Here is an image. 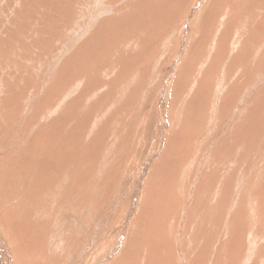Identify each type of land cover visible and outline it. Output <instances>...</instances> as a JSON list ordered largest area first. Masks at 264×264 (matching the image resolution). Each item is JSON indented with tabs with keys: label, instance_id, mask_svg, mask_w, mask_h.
<instances>
[{
	"label": "rangeland",
	"instance_id": "374dc122",
	"mask_svg": "<svg viewBox=\"0 0 264 264\" xmlns=\"http://www.w3.org/2000/svg\"><path fill=\"white\" fill-rule=\"evenodd\" d=\"M29 1L33 2V5L30 9L35 13V16L32 21L25 20L26 34L29 37L33 38L34 40H35V35H34L35 31H37L40 34L41 40L44 38L45 35H47V38L50 39L52 35L54 21L58 22L57 24L59 25L61 22L66 21V17H70L71 18L69 20L70 26H75L80 22L83 25V27H86L85 21H91L89 15H86L87 18L84 17L82 18L81 21L79 19V15L77 16L76 13L79 8L78 5L80 3V0H29ZM156 1L157 4H159L160 2L167 0H116L113 4L110 5L108 3H103L104 4L103 16H100L99 21L95 23L94 27L90 29L89 33L85 34L86 32L85 33L80 32V37L78 38V40L74 42L75 44L71 48H69L65 53L64 51L61 50L63 48V43L61 45L58 44L59 36L61 32L64 31V29L63 27L58 29V31L55 34L57 35L56 39L52 42V45L58 44L54 46L53 52H55L54 54L58 53L61 54V56H63V59L61 58L62 61L59 64H58V60L52 61V55L51 57H49L47 55L44 56L43 54L41 58L42 59L45 58L44 60L46 61L36 60L30 65L31 71L28 74L30 78L29 81H31L32 83L34 81H37V87L30 94L32 97H35L32 103V107L30 111H28L24 116L20 118V121L31 123L40 120V125L43 127L44 130H47L49 132L52 131L56 135L54 140L51 141L53 143L51 144L50 148H47L46 151H37V147H35L32 144L31 140H29L32 138V130L30 124H28L24 128V130L21 131L22 133H24V135L22 136L23 143L26 144L32 151L36 152L39 156H43L44 152H47L48 154L52 152V150H59L60 152L55 155L54 159L64 154L70 156L71 153L74 155V156H70L71 159H74L75 156L82 159H80V162L74 165L68 158H66V156L61 157V159L66 158L61 162L64 166V168H62V171L64 172L63 175L66 176L65 178L69 176L68 177L69 179L65 182V188H66L65 194H63V196L58 201L54 202L52 196L54 195L55 191H57V189L55 190V187H53L48 189L49 194H52L48 197V199H46L45 197H40L34 202V204L38 206L48 205L45 208L47 210V213L45 212L46 217L45 214L42 216V213L36 212V219L31 221L33 227H38L39 225L36 224L39 223L40 225L42 223H44V225L46 223L49 224V225L46 224V229H49V233L46 234L44 238H40V236L39 237L37 236L38 234H41L45 229L43 231L34 229L32 232L29 231V233L27 232L25 233V231L22 232V230L24 229L23 227L22 230L19 231L18 230L9 231L10 230L9 226L8 225L3 226L0 222V229H1L0 237L1 239L3 237L4 238L6 237L5 240L2 241L3 249L0 245V262H3L4 264H10V263L29 264L30 262H40L41 264H48L50 260L53 259L56 255L52 249L46 247L47 241L49 242L51 237H53V239L55 240H58L59 242L61 239L67 240L68 237H71L70 231L66 233L62 231L63 225L69 223L70 227L72 228V231H78L80 233L81 235L80 240L83 241V245L85 241L90 237L95 242L94 246L90 248V250L92 251L90 255H87L85 262L81 261L79 264H113L117 259L120 260V264H132V262L133 264L139 263L138 262L139 256L140 257L144 256L143 250L147 246H150V244L147 246H143V240L147 238V236L151 232L152 234L155 232L154 233L155 236L151 237L152 238L151 240H153V246L156 245L157 247L156 246L155 247L158 250H160V248L163 247L165 250L170 251L169 253L165 252L164 254H160L158 251H154V252L151 251V253L149 251L151 255H155L152 253H156V255L159 254L160 257L165 258L164 255L172 254L173 252L176 255L172 257L173 259L171 258L172 261L170 262V264H177L176 258L178 259L180 264H190V260L194 258L195 254L193 253L191 243L188 242L189 233H191L192 231L193 233H195L197 231V233L200 235L201 234L204 235L206 232H207L206 234H208L210 233L208 230L210 226L206 225V228L200 227L201 229L200 230L201 233H200V231H198L197 229V222H195L197 221V217L196 216L193 217L194 213H192L193 218L191 221L190 220L191 218L186 214V209L185 207H183V204L180 207H178V214L172 212L173 208L171 207V205L172 204L176 205V203L181 202L183 198L188 202L191 201L192 199L194 202L196 201V199L200 200L201 198H203L204 197L203 194L207 192L206 189L208 185L207 183L210 182L209 179H211V176H214L217 173L219 175V178L222 179V181L220 180L221 183L218 184V188L217 186L212 185V189L215 191L218 197H215L213 195L214 197H212L211 199L209 198L210 199L209 200L207 199L209 195H207L206 196L207 200H205L206 202L204 201L205 198L203 199V201L200 202L201 205L204 207L203 213H205V217L206 214H212L213 212H214L213 214L218 213L220 211L229 212L230 210L229 207H231V204L233 203L234 200L233 197L236 198L235 199L236 201L241 197L244 198L243 196L248 192L246 188L247 186L251 187L253 191L258 192V189L255 186L260 182V180L264 179V150L263 151L261 150V148H264V133H261L262 135L261 137L263 138H261L260 140L258 139L256 140V145L253 143L252 150H248L246 148L250 154H248L245 158H243L242 161H240V159H236V160L234 159V161L237 164H242L244 160L248 159L249 163L247 165L252 167V169L254 170V171H249L251 173L248 174V177H246V179H242L241 182L242 187L238 195L235 192V189H233L234 192H232L233 190L226 189L229 188L231 184L226 185V183L223 181L225 180V178L223 179L221 177V174L223 173H226L225 175L229 173L232 174L231 170L225 169L224 165L219 164L214 156H213V162L210 161L208 165L204 164L201 161H198L197 159L195 161L193 157H191V162H190L191 165L184 168L183 166L186 157L185 154L183 153L185 152L183 146H181L179 143L181 134L179 135V137H177L176 134L175 140L173 137L174 129L182 126L185 121H188L192 126L194 125V123H196L193 127V130L195 132H200L201 131L200 127H202L204 124L205 126L208 125L207 122L208 115L204 112L203 104L205 103V101L211 103V100L207 95H210L209 92L211 93L214 90V79L212 72H209L202 79L203 81L208 82L207 89H204L202 92H198L197 94L195 91L191 101L188 102L189 107H187L186 110L183 109L180 111L177 109V107L179 106V103L181 102V99L183 97L182 93L188 90V88L191 85L192 79L196 74V71L200 67L202 59L205 56V54H203V51H206L207 46L210 44L211 40L215 36L214 28L220 22L219 18L222 14L221 11L222 8L223 9L225 8L224 3L226 4L227 0H193V1L175 0V3H178L176 9L165 10V13L162 11L158 14L154 10L156 6ZM190 1L192 2L190 8L188 9V4ZM254 1H259V0H253V2ZM55 2L56 5L58 6L57 12L54 11ZM40 5L45 6V9L42 10L40 8ZM142 5L144 7H149L150 9L153 6L154 7L153 10L155 13L154 15L156 18L155 20L159 21L160 24L163 23L164 25L160 27L161 32H156L154 38L144 37L145 39H149V41L147 40L149 42V46L147 48L143 47L140 50L139 45L136 44L141 32V28L139 26L140 24L139 20L140 18H142V15H144V13L142 12H144L145 10H149L148 8H142ZM0 7H1L0 24L2 25L0 26V38H2L4 31L3 27L5 25L4 24L5 12L8 11L9 13L10 8H8V4L5 6L0 5ZM159 8L162 9L163 7L159 6ZM17 11H19V9ZM64 12L66 13V16L62 14ZM183 16H186V18L183 22L184 24L183 29H180L179 25L181 22V18ZM224 16L226 18V15ZM73 18L74 21L77 19L76 23H72ZM11 20L14 23V19ZM237 22L238 24L234 26L231 23H229V21H227L226 27L221 28L222 36L220 35L221 36L220 38H222V41L219 40L218 43L221 44V42H223L225 43V45H219V44L217 45L218 49L215 50V53L217 54L216 58H219L218 55L223 50H226V53L230 52L232 48L231 42L232 39H234V37L236 36V34L239 35L241 40L243 38L242 46L244 47L245 51H249L248 47L246 46V40L248 44L251 45V47H256L259 44L263 43V38L261 36V33H259L260 32L259 28L263 27L264 24L263 21L260 22L251 21L249 22L250 25H246L245 24L246 21L242 23L240 21ZM17 23L18 20L15 19V24ZM144 23H142V25ZM257 25H259L260 27H256ZM146 26L148 29H151L150 22L147 23ZM21 27L23 28V26ZM201 29L203 31H201ZM96 30L98 32H96ZM171 30L176 31L175 33L176 35L174 34L175 37L172 36L173 37V38L171 37L172 39L166 38L165 41L164 36H166ZM110 31L113 33V35L109 40L108 38ZM93 33L96 34V36L94 37L91 36ZM179 36L182 37L179 39ZM170 40H171V45L169 46L168 44ZM102 42L104 44L105 43L107 44L108 42L110 49L112 48V50H110L109 52H104L107 57L104 63L111 61L112 58H114V56L116 55L114 49H120L121 51L127 52L128 55H126V58L132 60L133 63L132 64L130 63L131 65L129 64L130 68L128 69L127 73H125L124 75L122 74V77L125 76L123 80L126 79L127 80L131 79V80L129 81L126 80L127 82L125 86L126 88H128V89L125 88L126 90L118 89L122 87L121 85L117 87L116 84L113 85L114 83L110 84L114 88L112 90L114 92V98L119 96L122 99H125V100H121L122 101L121 102L120 101L121 98H119L120 101L119 106H117L116 108H111L108 102L109 97L108 96L105 97V95H102L103 98L101 97L97 99L96 102H92V103L90 102L88 105L89 107H87L88 110L86 109L85 111V115L81 116L84 119V127H86L85 128L86 130L83 129L84 128L83 126L81 128L82 125L81 122L77 121L78 127H80V129L83 132H89V131L90 133L92 132L91 135H89V133H86L82 139L83 141H85L86 136L88 137V135L89 137H92L90 142V144L91 143L92 144L91 145L89 144L90 147H88V149L85 148L84 150L87 149V151L90 152L94 148L95 152L91 158H88L84 152L77 150L78 147L76 140L79 139V133L77 126H74L76 124L73 123L71 124V129L73 131L70 130L68 137L65 138V140L57 141V139L60 140L61 137L59 135V131H57L59 130L58 123H60V120H57V115H55L56 117L52 115L53 120H50L49 118H45L41 120L40 115L38 117L36 116H37V110L41 105L40 103L41 99L45 98L50 88V86H48V82L51 81L53 78H55V80L59 79L60 76L59 73L61 72L62 68L70 61L77 59L75 58V53L77 51L80 53L79 54L80 57L79 56L78 57L81 59L82 67L91 70L92 66H90V62L88 61L90 60L89 54H91L92 51L91 49L95 45L98 44V47H100V44ZM91 44H94V46ZM25 45L27 46V49H29L26 50V53H29L30 50H33L34 48L31 49V47L35 46V44L31 41H29V43L27 42ZM22 46H23V39L19 38L18 43L14 48V51ZM81 46H83L84 48L83 47L81 48ZM222 46H225V48H220ZM83 50L84 53L86 54L83 53L81 55ZM0 51H1L0 54L4 55L5 52L4 48H1ZM133 51L135 52L133 53ZM20 53L22 54V52ZM99 53L101 54L102 52ZM262 54L263 51L259 53L257 52L255 54V59L252 63L253 69L264 70V59L261 58ZM26 58L29 59L27 55L25 56L24 59ZM123 63L124 62L121 63V66ZM162 63L165 66V72L161 71ZM88 65L90 68L88 67ZM107 69L108 67L105 68L100 67L99 69H96V71L95 68L92 70L95 71V73H98L100 77L102 78L105 77L106 79L104 78V81H106L107 84L110 83L108 81L119 79V77L115 78L114 77L115 75H112V71ZM0 75H1L0 76V90H1V83L4 80V76H2L3 74L1 72ZM5 75L7 77H10V73ZM153 75H155V77H153ZM19 77L28 78L27 74L17 75L16 79ZM254 77L256 79L255 83L258 84V87H256L257 89L254 88L255 90L254 96L255 94H258L256 95V99L258 100V104H259V114H262L264 112V94L261 93L262 91L261 87L262 88L264 87V82H263L264 78L260 72H256V74H254ZM181 78L182 80H180ZM174 88L175 90L173 91ZM104 90H106V88L101 89L99 92H102ZM118 91L120 92L123 91V94L125 93L124 96H120ZM176 92L180 93V95H178V93ZM88 94H89V90H88ZM1 95L2 92L0 94V103L3 97ZM87 100H89V95ZM58 102H62V101H58ZM90 104L91 105L93 104V106H91ZM250 104L251 105H249L248 110L253 109V101ZM58 106L59 104L54 105L52 107H55L54 109H56ZM248 110H246V113H248ZM82 111L84 110L82 109ZM88 111L91 112L89 115L93 113L92 115L93 117L92 116L86 117L88 116L87 115ZM107 113L108 116L106 115ZM11 114H13V112L9 113L7 116L4 117L1 116L0 117L1 121L6 122L8 116H10ZM259 114L257 117H255L256 120L258 119V117H260ZM92 122L95 124L92 125L93 124ZM95 125L99 128L98 129L95 128ZM17 127L19 130H21L24 127V125L19 124ZM110 128H111L110 133L114 134V138L112 139V141L110 139L111 142H107L106 140L107 137L109 136ZM224 128L226 127H222V129ZM184 134L187 135V132L184 131ZM227 138L230 141L235 140L236 139L235 132L230 130L228 132ZM66 139H68L69 142V147L67 148L66 146H68V144H66ZM0 140L3 139L0 137ZM171 142H173L172 146H171ZM204 144L206 145V149H207L208 143L206 138L200 137L198 139V145H200L198 146L199 151H203ZM58 146H60L61 149H59ZM179 147L181 148L178 149ZM258 147H260L261 152ZM0 149L7 152L9 146L7 145L6 142H0ZM22 152L27 154L24 150H22ZM252 152L253 153L255 152L254 153L255 156L256 154L262 156V164L260 163V165L257 168L253 167V163H254L253 160L256 159V157L252 155ZM211 153L214 154L215 151L208 152L206 154L210 155ZM104 156H107L106 159ZM0 159H2V157ZM126 159L128 160L126 161ZM28 164L31 167H33L31 169L37 168V165H35L36 167L32 166L31 161ZM247 165L245 169L248 167ZM75 168L76 170H74ZM185 171L188 173L186 174L183 180L182 189H180V185L182 184V181L181 183H178V181L181 180V178L183 177L182 174H184ZM253 172L256 173L257 175L253 174ZM0 173L3 174L2 171H0ZM81 173L83 174V176ZM80 174L82 177L81 179L78 180L77 178L78 176L80 177ZM75 176H77V178ZM249 177L252 179L250 180ZM88 178L90 181H88V183L85 186L80 187L76 182V180L77 181L81 180L80 182H84L87 181ZM201 179L203 182L201 181ZM245 181H247V183ZM10 188L11 187H9V184H7L6 186H4L3 191L0 189V199L2 197L1 203L2 202L4 203V204L0 203V218L6 223H9L10 219L13 218L12 210L16 206H19V208H21L20 210L21 212L23 210H26L23 208L21 203V200L23 198H16V199L13 198L14 200H12ZM131 188L137 189L138 191L140 190V194L137 197V203H135V205L133 204L131 208H127L129 211L126 214L125 211L124 213H122L121 211L119 212V209L122 210L123 208V203H120L117 208H113L112 210L105 211V208H107L108 210L110 204L112 205L116 200L119 199V197L122 194L127 195L128 191L130 192ZM5 189H7L9 192L8 195L6 196L4 194ZM98 191H100V193H98L97 195ZM228 192H231L233 194L231 195L232 199L226 198L228 196L227 195ZM105 194L109 195L110 197L107 196L103 197ZM263 195L264 193L262 194V196ZM69 196H72V199L64 206H62V208L58 211L60 213L59 214L60 222H57V220H55L53 216L56 214L58 210V202L63 198H68ZM251 196L253 197L252 194H250L249 197ZM214 198H216V200ZM218 200H220L219 203H217ZM147 203L149 204V206L146 205ZM239 205H240V200H238L236 203V206ZM248 212L250 215L257 214V217H255L257 220V225L259 226L262 225L261 227L264 228V225L258 220L259 214L264 212V202L249 201ZM48 213L52 216L48 215ZM6 214L11 217L8 218ZM185 214L186 216H184ZM230 214L231 215L227 216L226 218V221L228 219L226 225L222 229H220V233L223 232L224 229V232L220 235L224 236V238L228 240L231 237L238 235V239H239L238 243L240 245H244L243 248H246L244 241L245 239L247 240V238L245 237V234L242 233V231L244 230L248 231L246 234L247 236H249L250 234L253 235L255 234L254 232H252V230H255V228L252 225V219L247 217L240 223L238 227H235L236 224L235 222L239 218L236 207L234 211H232V213ZM173 215L174 217L172 218ZM77 217L80 218L78 219ZM202 217L203 216L201 215V218ZM48 218H50L51 220H49ZM64 218L65 220H61ZM170 219H173L174 221L173 223L174 226L171 229H169L166 224L168 223V221H170ZM152 221L153 224L151 227ZM199 221H200V216H199ZM211 222L214 223L215 220L212 219L208 223ZM190 223L191 225L193 224V229ZM146 225H148L150 229ZM194 228H196L197 230ZM91 229L93 231H91ZM144 230L146 232H144ZM50 234L51 237L48 236ZM204 239H205V235H204ZM259 239H260V241H258L259 245H256V251H254V255L257 256L258 254H260L259 256H257L258 257L257 262L258 264H264V243H263L264 236L262 237V234H260ZM75 242H77L76 238H75ZM139 242L142 243L140 244ZM1 249L3 250L2 253H1ZM7 249L9 250V256L5 257L4 252ZM83 249L84 248H81V250ZM209 250L211 252L213 251V249H209ZM77 260L78 257L75 263L74 261L72 262V260H70L67 262V264H77Z\"/></svg>",
	"mask_w": 264,
	"mask_h": 264
},
{
	"label": "bare ground",
	"instance_id": "6f19581e",
	"mask_svg": "<svg viewBox=\"0 0 264 264\" xmlns=\"http://www.w3.org/2000/svg\"><path fill=\"white\" fill-rule=\"evenodd\" d=\"M115 1L116 0H112V1H109V0H80V3L78 5L79 8H78V11L76 14H77V16L79 15L80 21L84 17L87 18L86 15H89V17L91 18V21H85L86 27H83V25L80 22L78 24H76L75 26H70L69 20L71 18L66 17V21L61 22L59 25L57 24L58 22L54 21L53 29H52V35H51L50 39H48L47 35H45L44 38L41 40L40 34L37 31H35V33H34L35 40H36L35 41L33 38L29 37L26 34V22H25V20L32 21L34 16H35V13L30 9L33 5V2H30L29 0H0L1 6H5L8 4V8H10L9 13H8V11L5 12V18H4V20H5L4 24L5 25L3 27V29H4L3 37L0 38V49L4 48V51H5L4 55L0 54V72L3 74L2 76H4V80L1 83V90H0V94L2 92L1 96H3L1 99V103H0V117L1 116H3V117L7 116L9 113L13 112V114L8 116V119L6 122H2L0 119V137L3 139V140H0V142H6L7 145L9 146V149L7 152L0 149V158L2 157V159H0V171L3 172V174L0 173V189L3 191L4 186L9 184V187H11L10 193L12 195L11 196L12 200H14L16 198H23L21 200V203H22L23 208L26 209V210H23L21 212L20 211L21 208H19V206H16L15 208H13V210H12L13 218L10 219L9 223L4 222L0 218V222L3 226H6V225L9 226V228H10L9 231H11V230H18L19 231V230H22L23 227H24V229L22 230V232L25 231V233L26 232L29 233V231L32 232L34 229L41 230V231H43L45 229L41 234H38V236L36 235L37 237L40 236V238H44V236L49 233V229H46V224H48V223H46L45 225H44V223H42L41 225L39 223V224H36V225H39L38 227H33V225L31 224V221L36 219V212L42 213V216L45 214V217H46L47 210L45 208L48 205L47 206H45V205L44 206H38V205H35L34 202L37 199H39L40 197H45L46 199H48V197L50 195H52V194H49L48 189L53 188V187H55V190L57 189V191H55L52 198L54 199V202L58 201L63 196V194H65V191H66L65 182L69 179L68 178L69 176L67 178H65L66 176L63 175L64 172L62 171V168H64V166L61 162L64 159L68 158L72 162V164L75 165L76 163L80 162V159H82V158H79L77 156H75L74 159H71L70 156H74L72 153L70 156L67 154H64V155L58 156L54 159L55 155L60 152L59 150H52V152H50L48 154H47V152H44L43 156H39L36 152L32 151L26 144L23 143L22 136L24 135V133H22L21 131L24 130V128L28 124H30L31 130H32V138L29 140H31L32 144L35 147H37V151H46L47 148H50L51 144L53 143L51 141L54 140L55 135H56L52 131L49 132L47 130H44L43 127L40 125V120H37L35 122H31V123H26L24 121L23 122L20 121V118L22 116H24L28 111H30V109L32 107V103H33L34 98H35V97H32L30 94L37 87V81H34L33 83L31 81H29L30 78H29L28 74L31 71L30 65L36 60L46 61V60H44L45 58L44 59L41 58V56L43 54H44V56L47 55L49 57H51V55H52V61L58 60V64H59L62 61L63 56H61V54H58V53L54 54L55 53V52H53L54 46L58 45V44L61 45L63 43V48L61 50L64 51V53H65L69 48H71L75 44L74 42H76L78 40V38L80 37V32H83V33L86 32L85 34L89 33L90 29L93 28L95 23L99 21L100 16H103V9H104L103 3H108L110 5V4H113ZM192 1L189 2L188 9L190 8ZM224 5H225V8L224 9L222 8V11H221L222 14L219 18L220 22L214 28V33H215L214 35L215 36L211 40L210 44L207 46L206 51H203V54H205V56L202 59L200 67L196 71V74H195L194 78L192 79L191 85L188 88V90L187 91L184 90L186 93L185 92L182 93L183 97L181 99V102L180 103L178 102L179 106L177 107V109L180 111L183 109L186 110L187 107H189L188 102L191 101L194 92L196 91V94H197L198 92H202L204 89H207L208 82L203 81L202 79L209 72H212L213 79H214V90L211 93L209 92L210 95H207V96H209L211 103L205 101V103L203 104L204 112L208 115V118H207L208 125L205 126V124H204L202 127H200L201 128L200 132H195L193 130V127L196 123H194V125L192 126L188 121H185L182 126L174 129V136L173 137L175 140L176 134H177V137H179V135L181 134L180 140L179 139L178 140H179L180 145L183 146V149L185 151V152H183L185 154V157H186L185 163L183 166L184 168L191 165V163H190L191 157H193V159L195 161L197 159L198 161H201L204 164L208 165L210 161L213 162V156H214L219 164L224 165L225 169L231 170L232 174L229 173V174L225 175L226 173H223L224 175L221 174V177L223 179L225 178V180H223V181L226 183V185L231 184V186L229 188H226V189H229V190L235 189V192L238 195L239 191L241 190V187H242L241 186L242 179H246V177H248V174L251 173L249 171H254V170L252 169V167L247 165L249 163L248 159L244 160V162L242 164H237L234 161V159L235 160L240 159V161H242L243 158H245L248 154H250L248 150H252L253 143L256 145V140L257 139L260 140L261 138H263V137H261L262 136L261 133H264V112L262 114H259V104H258V100L256 99V95H258V94H255V96H254V91H255L254 88L258 87V84L255 83L256 79L254 77V74H256V72H260L264 78V70H255V69H253V66H252V63L255 59V54L257 52L259 53V52L263 51L261 58L264 59V24H263V27L261 26L262 28H259L260 29L259 33H261V36L263 38V43L259 44L256 47H251V45H249L247 40H246V46L248 47L249 51H245L244 47L242 46L243 38L241 40L238 34H236L234 39H232V42H231L232 48H231L229 53H226V50H223L218 55L219 58H216L217 54L215 53V50L218 49V47H217L218 44L219 45H225V43L221 42V44H220V43H218V41L219 40L222 41V38H220L222 36L221 28L226 27L227 21H229V23H231L234 26L238 24L237 21H240L241 23L246 21V23H245L246 25H250L249 22H251V21H256V22L263 21L264 22V0H259V1H254V2H253V0H227L226 4L224 3ZM137 6H139V5H137ZM159 6H162L163 8L160 9ZM177 6H178V3H175V0L162 1L159 4H157V1H156L155 8L152 6L151 9L149 7H144L142 5V8H148L149 10H145L144 12H142V13H144V15H142V18H140V20H139V22H140L139 26L141 28V32H140V35L138 37V41L136 44L139 45L140 50L143 47L147 48L149 46V42H148L149 39H145V38L146 37L147 38L148 37L154 38L156 32H161L160 27H162L164 25L163 23L160 24L159 21L155 20L156 18L154 15L155 14L154 10H155V12H157V14L162 12V11L165 13V10L176 9ZM17 8L19 9V11H17L18 10ZM40 8L43 10V9H45V6L40 5ZM153 8H154V10H153ZM57 10H58V6L56 5V2H55L54 11L57 12ZM1 12H2V10H1ZM62 14H64L66 16L65 12ZM224 15H226V18ZM89 17H88V19H89ZM185 18H186V16H183L181 18V22L179 25L180 29H183V25H184L183 22H184ZM223 18H225V19H223ZM11 19H14V23L12 22ZM15 19L18 20L17 24H15ZM137 19H139V18H137ZM76 20L74 21V18H73L72 23H76L77 22ZM20 22L22 25L20 24ZM144 22L146 24L150 22L151 29H148ZM142 23H144L145 25L144 24L142 25ZM245 24H243V25H245ZM0 26H2V25L0 24ZM21 26H23V28ZM109 26H110V24H109ZM62 27H63L64 31H62L60 36H59V43L52 45V42L56 39V36H57V35H55L56 32L58 31V29H60ZM256 27H260V26L257 25ZM101 30H102V28H101ZM219 30H220V33H219ZM171 31L166 36H164L165 41H166V38L169 39L172 36H174V34L176 33V31H174V30L172 31V33H171ZM201 31H203V30L201 29ZM96 32H98V31L96 30ZM112 35H113V33L110 31L109 38H108L109 40L112 37ZM180 35H182V34H180ZM91 36L94 37V36H96V34L93 33ZM98 37H99V35H98ZM181 37L179 36V39ZM242 37H245V36H242ZM19 38L23 39V46L19 47L18 49H16L14 51V48L17 45ZM101 38H102V36H101ZM26 41L28 43H29V41H31L35 44V46L31 47V49L32 48H34V49L30 50L29 53H26V50H29V49H27V46L25 45L27 43ZM91 45L94 46V44H91ZM168 45L169 46L171 45V40L169 41ZM82 47L83 46H81V48ZM220 48H225V46H222ZM91 50H92L91 54H89L90 60H88V61L90 62V66H92V69L95 68V71H96V69H99L100 67H102V68L108 67L107 70H111L112 75H115L114 76L115 78L119 77V79L108 81L110 83L107 84L106 81H104L105 77L104 78L100 77V75L98 73H95V71H93L92 69L90 70V69H86L85 67L84 68L82 67L81 59L79 58L80 53L77 51L75 53V58H77V59L70 61L69 63H67L62 68L61 72L59 73V75H60L59 79L55 80V78H53L51 81L48 82V86H50V88H49L45 98L41 99V102H40L41 105L39 106V108L37 110V116H36V117H38L40 115L41 120L45 119V118H49L50 120H53L52 115H54V116L57 115V120H60V123H58L59 124V126H58L59 130H57V131H59V135L61 136L60 140L57 139V141L65 140V138L68 137L70 130H72L71 124L72 123L76 124L74 126H77L78 133H79V139L76 140L77 141V147H78L77 150L84 152L88 158H91L95 152L94 148L90 152L87 151L88 147H90V145L92 144V143L90 144L92 137H89V135H91L92 132L91 133H90V131L89 132H83L80 129V127H78L77 121L81 122V124H82L81 128H82V126L84 127V119L81 116L85 115V111H86L87 107H89L88 106L89 103L90 102L91 103L96 102V100L101 98V97L103 98L102 95H105V97H107V96L109 97L108 102H109L111 108H116L117 106H119V102L121 100H125L119 96L114 98V92L112 91L114 88L110 84L114 83L113 85L116 84L117 87H119L121 85L122 87L118 88L120 90L121 89L122 90L128 89V88H126L125 85H126V82L131 80V79H128V80L126 79L127 81L123 80L125 78V76L122 77V74L124 75L125 73H127L128 69L130 68L129 64L133 63L132 60H129L126 58V55H128L127 52L121 51L120 49H114L116 52V55L114 56V58H112L111 61L104 63L106 61V58H107L106 54L104 52H109L110 50H112V48L110 49L108 42H107V44L106 43L104 44L102 42L100 44V47H98V44H97ZM20 52H22V54ZM99 52H102V53L100 54ZM134 52L135 51H133V53ZM83 53H84V50L82 51L81 55ZM84 54H86V53H84ZM26 55L29 57L30 60L27 58L24 59ZM252 55H254V56H252ZM142 58H144V57H142ZM156 59H158V58H156ZM161 61H160V63H161ZM122 62H124V63L121 66ZM88 67H89V65H88ZM161 68H162L161 71L165 72V66L163 65V63L161 65ZM155 69H156V67H155ZM121 70H122V72H121ZM8 73H10V77H7L5 75ZM22 74H27L28 78L19 77L16 79L17 75H22ZM54 76H52V77H54ZM153 77H155V75H153ZM154 80H155V78H154ZM180 80H182V78ZM152 82H154V81H152ZM258 83H260V82H258ZM104 88H106V90L99 92L101 89H104ZM86 89L89 90V94H88V90H86ZM174 90H175V88L173 89V91ZM261 90L263 91V92L261 91V93L264 94V87L263 88L261 87ZM118 92H119L120 96H124V94H125V93L123 94V91L122 92L118 91ZM176 93H178V92H176ZM154 94H156V93H154ZM196 94H195V96H196ZM88 95H89V100H87ZM175 95H177V94H175ZM178 95H180V93H178ZM110 98L112 99V101ZM113 98H114V100H113ZM119 98H121L120 101H119ZM201 98H202V96H201ZM58 101H62V102H58ZM252 101H253V109L248 110L249 105H251L250 103ZM199 103H200V101H199ZM57 104H59V106L56 109H54L55 107H52V106L57 105ZM91 106H93V104ZM82 109L84 111H82ZM246 110H248V113H246ZM87 113L86 114L88 116H86V117H91L93 115V113L91 115H89L91 113L90 111H88ZM258 114L260 115V117H258V119L256 120L255 117H257ZM79 115H80V117H79ZM106 115L108 116V113ZM104 117H106V116H104ZM205 119H206V117H205ZM88 120H90V119H88ZM19 124L24 125V127L21 130H19L17 127ZM94 124L95 123H93L92 125H94ZM198 125H200V124H198ZM79 126H80V124H79ZM211 127H212V129H211ZM222 127H226V128L222 129ZM85 128L86 127H84L83 129H85ZM95 128L98 129L99 127H97L95 125ZM109 130H110L109 136L107 137V140L105 139L107 142H111L112 139L114 138V134L110 133L111 128ZM230 130L235 132V136H236L235 140L230 141L227 138L228 132ZM184 131L187 132V135L184 134ZM86 133H89V135H88V137L86 136V140L84 139L85 141H83L82 139ZM93 135H94V133H93ZM209 136H210V138H209ZM200 137L206 138L207 143H208L207 149H206V145L204 144L203 151L198 150L199 149L198 146H200V145H198V139ZM110 139H111V141H110ZM66 144H68V146H66V148L69 147L68 139H66ZM94 144H93V146H94ZM172 145H173V142H171V146ZM261 147H263V146H261ZM58 148L61 149L60 146H58ZM85 148H87V149L84 150ZM96 148H98V147H96ZM180 148L181 147H179L178 149H180ZM258 148L260 150V147H258ZM22 150H24L27 154L22 152ZM261 150L263 151L264 148H261ZM261 150H260V152H261ZM212 151H215V153L214 154L211 153L210 155L206 154V153L212 152ZM254 153L252 152V155H254ZM167 155H168V153H167ZM64 156H66V158L61 159V157H64ZM107 156H104L105 159ZM166 156H163V157H166ZM255 157H256V159L253 160L254 161L253 167L257 168L260 165V163L262 164V156L256 154ZM127 160L128 159H126V161ZM30 161L32 162V166L37 165V168H34L35 170L31 169L33 167H31L28 164ZM136 164H137V162H136ZM219 164H217V165H219ZM246 165L248 167L245 169ZM74 170H76V168ZM187 173L188 172L185 171V173L182 174L183 177L181 178V180L178 181V183H181V181H182V184L180 185V189H182L183 180H184ZM220 173H222V172H220ZM81 174H80V177L79 176H78V178H77V176H75V177L79 180L83 176V174H82V176H81ZM244 174H245V177H244ZM253 174H256V173L253 172ZM74 175H76V174H74ZM70 177H72V176H70ZM89 178L87 179V181H84V179H83L84 182H80L81 180L80 181H77L76 179L75 180H76L77 184L80 187H82V186H85L88 183V181H90ZM251 179L252 178H250V180ZM209 180H210V182L207 183L208 184L207 189L205 188L207 190V192L204 190L206 193L203 194L204 197L202 196L203 198H201L200 200L196 199V201L193 202V199H192L191 201L188 202V201L184 200V198H183L181 202H177L178 205H177V203H176V205L175 204L171 205V207L173 208L172 212H174L175 214H178V207H180L183 204V207H185V209H186V214H187V216H189L191 218L190 219L191 221H192V218L196 216L197 221H195V222H197L198 231L201 230L200 227L206 228V225L210 226V228L208 229L210 233L206 234L207 232L205 231L206 232L204 234L205 239H204L203 234L200 235L197 233L196 228H194V229H196L195 233H193V231H192L191 233H189V237L187 236L189 239L188 242L191 243L193 253L195 254L194 258H192L190 260V264H204V263L205 264H258V262H257L258 257L257 256H259L260 254H258L256 256V255H254V251H256V245H259V242H258V241H260L259 235L262 234V237L264 236V228L261 227L262 225L261 226L257 225V220L255 218V217H257V214H255V215L249 214L248 205H249V201H262V202H264V195L262 196V194L264 193V179L260 180V182L256 186L254 185L255 187H257L258 192L253 191V189L249 186L246 187L248 192H247V194H245L243 196L244 198L241 197L240 199H238V200H240L239 206H236V203L238 200L236 201L235 200L236 198L233 197V199H234L233 203L232 204L230 203L231 207H229L230 205L228 204L229 205L228 207L230 208L229 212L220 211L218 213L213 214L214 212L212 213V211H211L212 214H206V217H205V213H203L204 207L201 205L200 202L203 201L204 198H205L204 199V201H205L209 198L211 199L214 196L218 197L217 194L215 193V191L212 189V185L217 186V188H218V184L221 183L220 180L222 181V179L219 178L218 173L214 176H211V179H209ZM201 181H202V179H201ZM206 182H207V180H206ZM245 182L247 183V181H245ZM195 183H197V182H195ZM198 185H200V184H198ZM43 186H44V188H43ZM220 187H221V185H220ZM202 189H203V187H202ZM202 189H201V192H202ZM156 191H158V190H156ZM220 192H221V190H220ZM232 192H234V190ZM8 193H9L8 190L5 189V191H4L5 196L8 195ZM98 193H100V191L97 192V195H98ZM223 193H225V192H223ZM139 194H140V190L138 191L137 189L131 188L130 192L128 191L127 195L122 194L118 200H116L112 205L110 204L108 210H107V208H105V211H109V210H112L113 208H117L120 203H123V208H122V210L119 209V212L121 211L122 213H124V211H125V214H126L129 211L127 208H131L133 204L135 205V203H137V197ZM250 194H252L253 197L252 196L249 197ZM207 195H209V197L206 199ZM227 195L228 196L226 198L230 199L231 195H233V194L231 192H228ZM105 196L110 197L107 194H105L103 197H105ZM183 196H184V194H183ZM126 198H128V199H126ZM224 198H225V196H224ZM1 199H2V197H1ZM1 199H0V203H1ZM71 199H72V196H69L68 198H63L62 200H60L58 202V210H57L56 214L53 216V218L55 220H57V222H60L59 221V214L60 213L58 211L62 208V206H64L66 203H68ZM148 199H150V198H148ZM214 199L216 200V198H214ZM107 200H108V198H107ZM156 200H158V199H156ZM130 201H132V202H130ZM219 202H220V200L217 201V203H219ZM210 204H212V203H210ZM226 204H227V202H226ZM146 205L149 206L148 203ZM148 206H146V207H148ZM235 207L237 209L238 216H239L238 220L235 222L236 223L235 227H238L244 219L249 217L252 219V225L255 228V230H252V232L255 233L254 235L250 234L249 236H247L246 234L248 231H246V230L242 231V233L245 234V237L247 238V240L245 239V241H244L246 248H243L244 245H240L238 243V241H239L238 235L231 237L229 240L225 239L224 236L220 235L224 232V229H223V232L220 233V229H222L226 225V222L228 221V219L226 221V218H227V216L231 215L230 213H232V211H234ZM48 208H50V207H48ZM223 208H225V207H223ZM17 210H19V211H17ZM210 210H211V208H210ZM1 211H2V209H1ZM49 213H48V215L51 214V213L50 214ZM192 213H194L193 217H192ZM10 214H11V211H10ZM144 214H145V212H144ZM186 214L184 216H186ZM201 215L203 216L202 218H201ZM7 216H8V218L11 217L9 215H7ZM40 216H41V214H40ZM50 216H52V215H50ZM199 216H200V221H199ZM173 217H174V215L172 216V218ZM48 219L51 220L50 218H48ZM54 219H52V220H54ZM212 219H214L215 222L214 223L213 222L208 223ZM229 219H231V218H229ZM61 220H65V218L61 219ZM258 220L264 225V212L259 214ZM173 223H174L173 219H170V221H168V223H166L167 227L169 229H171L174 226ZM187 223H188V221H187ZM199 223L201 226L199 225ZM152 224H153V221L151 222V227H152ZM148 225H146V226H148ZM190 225H191V223H190ZM76 226H79V225H76ZM149 226H148V228H149ZM191 227L193 229V224L191 225ZM62 231L64 233L70 231L71 237H68L67 240L61 239L59 242L58 240L53 239V237H51V234L48 235L51 238H50L49 242L47 241L46 247L52 249L56 255L53 259L50 260V262L48 264H67V262L70 260H72V262L74 261V263H75L77 257H78L77 264H79L81 261L85 262L87 255H90V253L92 251V250H90V248L93 247L95 244L93 239L91 237L88 238L83 245V241L80 240V238H81L80 233L78 231H72V228L70 227L69 223H66L65 225H63ZM91 231H93V230L91 229ZM144 232H146V231L144 230ZM0 233H1V229H0ZM148 233H147V235H148ZM154 233L152 234V232H151L147 236V238H145L143 240V246H147L149 244H150V246H147L143 250L144 256H141V257L139 256V258H138L139 263H136V264H170V262L173 259L172 257H174V255H176L173 252H172V254L164 255L165 258L160 257L159 254H157V255H159V256H157L156 253H152L155 255H151L150 254L151 251H153V252L158 251L160 254H164L165 252H168V253L170 252L169 250H165L163 247L160 248V250H158V249H156V247H157L156 245L153 246V240H151L152 239L151 237L155 236ZM200 233H201V231H200ZM5 238L3 237L1 239V237H0V245H1L2 249H3V245H2L3 242L2 241H4ZM75 238H76L77 242H75ZM16 239H17V237H16ZM19 241H20V239H19ZM5 242H7V241H5ZM263 243H264V241H263ZM81 248H84V249L81 250ZM2 249H1V253L3 251ZM209 249H213V251L211 252ZM149 251H150V253H149ZM221 253H222V255H221ZM4 256L5 257L9 256V250L8 249L4 252ZM129 258H131V257H129ZM162 259H164V260H162ZM176 260H177V264H180V262L178 261L177 258H176ZM0 264H4V263L0 262ZM29 264H41V263L40 262H30ZM113 264H120V260L117 259ZM132 264H133V262H132Z\"/></svg>",
	"mask_w": 264,
	"mask_h": 264
}]
</instances>
